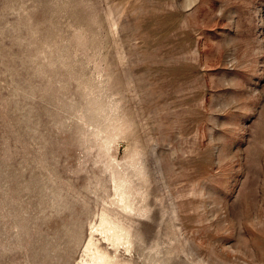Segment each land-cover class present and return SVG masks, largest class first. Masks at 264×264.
Wrapping results in <instances>:
<instances>
[{"label":"rangeland","instance_id":"obj_1","mask_svg":"<svg viewBox=\"0 0 264 264\" xmlns=\"http://www.w3.org/2000/svg\"><path fill=\"white\" fill-rule=\"evenodd\" d=\"M103 263L264 264V0H0V264Z\"/></svg>","mask_w":264,"mask_h":264},{"label":"bare ground","instance_id":"obj_2","mask_svg":"<svg viewBox=\"0 0 264 264\" xmlns=\"http://www.w3.org/2000/svg\"><path fill=\"white\" fill-rule=\"evenodd\" d=\"M103 244H104V243H103ZM96 252H97V251H96ZM99 258H101V257H99ZM100 260H101V259H100ZM100 260H99V262H100ZM102 261H103V258H102ZM102 261H101V262H102ZM103 264H104V263H103Z\"/></svg>","mask_w":264,"mask_h":264}]
</instances>
